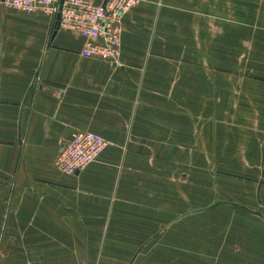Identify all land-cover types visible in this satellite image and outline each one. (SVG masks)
<instances>
[{"label":"crops","instance_id":"obj_1","mask_svg":"<svg viewBox=\"0 0 264 264\" xmlns=\"http://www.w3.org/2000/svg\"><path fill=\"white\" fill-rule=\"evenodd\" d=\"M83 43L0 9V264H172L189 195L213 264H264V0H141L118 62ZM76 131L107 146L66 174Z\"/></svg>","mask_w":264,"mask_h":264},{"label":"built area","instance_id":"obj_2","mask_svg":"<svg viewBox=\"0 0 264 264\" xmlns=\"http://www.w3.org/2000/svg\"><path fill=\"white\" fill-rule=\"evenodd\" d=\"M60 0H0V9L25 13L42 11L55 22ZM141 0H63L59 28L78 33L84 39L81 55L118 62L123 32V17ZM107 141L91 131L73 132L59 142L55 167L66 174L81 171L95 162Z\"/></svg>","mask_w":264,"mask_h":264},{"label":"rangeland","instance_id":"obj_3","mask_svg":"<svg viewBox=\"0 0 264 264\" xmlns=\"http://www.w3.org/2000/svg\"><path fill=\"white\" fill-rule=\"evenodd\" d=\"M190 191V190H189ZM173 207L178 209L177 206ZM173 210V225L171 227L172 264H213L211 239L218 236V231L211 227L212 213H196L194 197L189 195L187 212L176 213ZM226 229V228H225ZM225 229H220L221 232ZM170 230V229H168ZM227 245V244H226ZM227 255V252L224 253ZM228 264L227 260H219L216 264ZM255 264H260L255 261Z\"/></svg>","mask_w":264,"mask_h":264},{"label":"water","instance_id":"obj_4","mask_svg":"<svg viewBox=\"0 0 264 264\" xmlns=\"http://www.w3.org/2000/svg\"><path fill=\"white\" fill-rule=\"evenodd\" d=\"M62 2H63V0L59 1V11L57 12V14L55 16V30L58 29V27H59V18H60V10L62 7Z\"/></svg>","mask_w":264,"mask_h":264}]
</instances>
